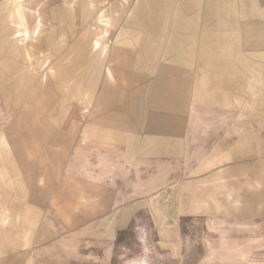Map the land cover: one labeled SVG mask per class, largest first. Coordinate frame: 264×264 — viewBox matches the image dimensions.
Masks as SVG:
<instances>
[{"label":"rangeland","instance_id":"obj_1","mask_svg":"<svg viewBox=\"0 0 264 264\" xmlns=\"http://www.w3.org/2000/svg\"><path fill=\"white\" fill-rule=\"evenodd\" d=\"M7 1L0 0L1 76L16 50ZM180 1L27 0L45 21L30 45L31 62L49 60L39 65L45 79L32 71L27 83L11 85L12 92L31 86L19 106L0 90V264H79L77 232L92 222L107 231L115 221L118 241L108 264H264V204L225 202L227 184L219 198L206 196L205 158L187 154L205 127L220 125L199 116L235 122L254 109L194 106L219 104L222 92L209 75L203 31L184 43L180 36L189 30L180 22L205 16H180L173 10ZM104 10L112 24L100 21ZM98 34L104 53L92 47ZM111 51L114 79L106 76ZM13 66L17 74L28 67ZM35 86L44 100L31 96ZM228 174L236 181L235 171ZM141 198L146 202L133 203ZM124 207L126 222L114 218Z\"/></svg>","mask_w":264,"mask_h":264},{"label":"crops","instance_id":"obj_2","mask_svg":"<svg viewBox=\"0 0 264 264\" xmlns=\"http://www.w3.org/2000/svg\"><path fill=\"white\" fill-rule=\"evenodd\" d=\"M62 1L66 5H70L72 0ZM91 1L96 3L97 0ZM102 1L107 2V0ZM5 4L8 6L9 26L13 28V32L10 35L8 34V40L13 44V49L16 50L9 57L6 56L5 60L8 61L4 62L2 76L0 75V90L4 93L8 102L13 101L14 106H19L20 101L26 97L24 94L28 95V88L31 86H27V89L24 90L25 85L22 84L18 86L16 92H12L11 85L16 84L17 80L24 82L31 80L27 77L32 71L35 72V77H39L40 81L45 79L40 72L41 66L39 65L45 64V61L49 60V55L48 59L40 58L36 64H33L31 62L33 51L30 46L33 40L40 35L45 21L43 19L44 14L38 8H32L27 0H8ZM106 8H111L110 3ZM173 10L179 11L180 16L184 12L204 14L205 17L202 16L204 19H184L183 21L186 22H183V24L180 22L179 28H183L185 31L189 29L184 32V35L180 36L184 43L187 39L186 36L194 35L197 39L200 37L199 31H196L197 28L203 31V35L200 34L206 38L204 58L212 61L209 75L217 76L215 78L220 84L222 92L221 103H200L194 106L203 108L234 106L254 109V114L246 115L244 112L243 116L235 118V122L231 121L233 117L231 119L226 115L218 117L199 116L197 118L198 122L204 124H220L219 126L205 127L203 130L205 138L196 139L195 147H193L195 152L191 153L190 151L187 153L195 156L203 155L205 158L203 179L205 181L206 196L210 192L211 197L215 193V198H219V193H224V186L227 184L228 188L230 185L232 191L228 195L229 199L225 202L264 204V110L257 111V109H264V0H181L180 3L173 4ZM106 11L100 12V21L112 24L110 22V20L113 22L111 14ZM246 14L248 15L247 18L245 17ZM37 17L41 18L42 25L38 34H33ZM26 27L30 29L29 37L22 41L21 33ZM125 30L123 35L127 34L128 27ZM102 38L98 34L92 47L93 49L96 48L95 43L98 39L100 40L98 47H101V53H104L106 46H101ZM175 42L176 38L174 39ZM189 42L192 44L194 39L189 38ZM196 43L198 42L196 41ZM95 53L98 54V52ZM112 55L113 52L111 51L109 54L110 60H107L106 66V76L109 79L115 78L111 62L113 61ZM142 55H144V51L141 52V57ZM105 56L108 57V51ZM9 59L14 63H9ZM19 63L28 67L20 70V74H17L13 65L16 67V64L19 65ZM56 65L57 63L54 62L50 68L55 69ZM8 92L14 94L13 97ZM30 92L32 93L31 96L37 101H41V97H45L43 94L40 97L37 86L33 87ZM89 97L87 101L90 100ZM234 97L236 103H229L234 101ZM82 110L84 116L85 113L89 112L85 107ZM228 123L235 124V126L226 128L225 124ZM234 171L236 181L232 183L228 179L230 178L228 173ZM246 174L251 180L246 181ZM98 177L100 179L110 178V175H99ZM233 184L235 186H232ZM214 187H220L221 191H214ZM145 195H148V193ZM143 196L141 197L143 198ZM157 196L160 197L159 194ZM142 198L133 203L143 204L146 199L142 200ZM81 199L86 202L87 197H81ZM110 200H107L110 204L115 201ZM220 202L223 201L220 200ZM130 217L131 215H126V207H124L121 215L119 213L114 218L126 222ZM117 223L118 221H115V225L113 224L107 231L101 223L96 225L95 222L80 229L73 238L78 242L77 251L75 252L76 261L79 264H108L112 262L118 241Z\"/></svg>","mask_w":264,"mask_h":264},{"label":"bare ground","instance_id":"obj_3","mask_svg":"<svg viewBox=\"0 0 264 264\" xmlns=\"http://www.w3.org/2000/svg\"><path fill=\"white\" fill-rule=\"evenodd\" d=\"M36 21H37V23H36L35 29L33 30V34H38V32H39V30L41 28V25H42V21H41V18L40 17H37V20ZM98 44H99V41L97 40L96 43H95V47H98Z\"/></svg>","mask_w":264,"mask_h":264}]
</instances>
